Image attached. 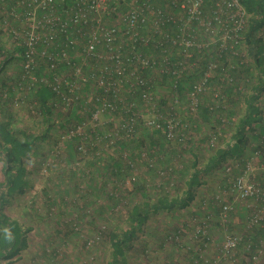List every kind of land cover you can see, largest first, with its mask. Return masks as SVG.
Segmentation results:
<instances>
[{
    "label": "built area",
    "instance_id": "built-area-1",
    "mask_svg": "<svg viewBox=\"0 0 264 264\" xmlns=\"http://www.w3.org/2000/svg\"><path fill=\"white\" fill-rule=\"evenodd\" d=\"M253 15L242 0H0V36L20 59L7 73L0 105L14 116L23 110L34 133L48 135L44 172L91 171L118 155L129 170L126 185L153 171L146 186L171 190L174 165L161 164L164 152L140 135L165 128L169 141L186 145L204 106L213 122L207 144L224 145L227 125L241 117L230 112L226 92L250 93L264 78V62L257 64L264 49L247 38ZM259 34L264 48V22ZM44 88L51 95L42 105ZM255 102L264 110V89ZM247 134L243 156L218 165L227 183L203 200L205 209L217 205L224 231L218 254L200 264H264V118ZM238 210L245 211L242 229L229 230ZM195 234L206 244L208 221L201 219Z\"/></svg>",
    "mask_w": 264,
    "mask_h": 264
},
{
    "label": "rangeland",
    "instance_id": "rangeland-1",
    "mask_svg": "<svg viewBox=\"0 0 264 264\" xmlns=\"http://www.w3.org/2000/svg\"><path fill=\"white\" fill-rule=\"evenodd\" d=\"M0 40L3 47L0 63L8 56L0 69V81L7 84V73L19 67L20 59L11 50V44L2 39V36ZM244 105V102L238 100V115L242 114ZM1 117L4 114L0 107ZM14 118L16 127L28 129L31 133L36 131L31 124V117L23 110ZM161 141V150L166 154L162 164L174 165L172 195L182 194L185 181L193 168L189 169L188 160L182 159L181 163L177 159L176 162L175 157L180 158L174 154L177 151L176 145L165 142L163 137ZM196 151L199 165H202L210 153L200 146H197ZM46 152L47 157H50L47 140L37 139L36 153L24 158L30 185L23 193L12 195L4 206L7 214L18 218L22 223L28 244L12 258L2 259L3 264H109L112 259V231L116 228L119 232L123 230L127 223L126 214L135 203L142 202L143 195L132 191V201L127 204L126 212L121 215L113 213L110 209L114 205L113 195L107 192L103 178L96 172L88 177L89 172L73 173L56 166L47 172L42 171V168L35 169L34 161L39 160ZM2 166L3 162L0 160V180L3 178ZM180 172L183 174L180 175ZM206 177L209 182L195 189L194 197L187 206L176 208L173 213L161 209L148 216L143 229L126 249L125 264H174L175 261L177 264H200L202 259H212L210 257L218 254L224 228L219 221L217 205L210 204L209 210L205 209L203 200L219 186L217 180H212L216 177ZM179 181L184 182V188L179 185ZM101 184L104 189H100ZM244 218V210L231 213L229 230H241ZM201 219L209 223L210 239L206 244L195 234ZM158 229L162 231L160 236L155 232Z\"/></svg>",
    "mask_w": 264,
    "mask_h": 264
},
{
    "label": "trees",
    "instance_id": "trees-1",
    "mask_svg": "<svg viewBox=\"0 0 264 264\" xmlns=\"http://www.w3.org/2000/svg\"><path fill=\"white\" fill-rule=\"evenodd\" d=\"M242 2L246 5L247 9L254 14L247 34L248 41L254 42V46L259 45V52L263 51L264 48L261 43L259 27L264 22V2L262 0H242ZM1 44L0 40V53L3 52ZM7 59L4 58V60H2L0 69L5 65ZM263 62V57L257 59L258 65H262ZM249 70L250 66L244 69V73L247 71L249 73ZM187 83L188 79H185L178 87L177 92L182 98L187 94ZM162 84L166 87V90L170 92L169 83L162 81ZM3 86L5 87L6 84L5 81L1 80L0 88L2 89ZM263 89L264 78L262 79V83L256 86L255 90L250 93H243L242 91L235 92L232 90L226 92L227 101L231 106V113L237 111L236 106L238 100L245 103V108L244 110L242 109L241 117L237 121L233 119L234 122L227 125L226 130H224L223 139L225 143L223 146L211 147L207 144V141L210 139L207 131L209 130L208 128L212 126L213 122L208 119L209 111L204 106L200 108L198 122L193 124L190 128L191 138L188 139L186 145H183L178 139L174 142L169 141L165 135V128L153 130L149 135H140L139 140L141 143L148 145L155 144L162 152L164 151L161 150L160 145L162 144L161 137H163L165 142L177 146V151H175L174 154H176L175 156H180V158H178L180 162L182 159L183 161H189V169L192 167L193 171L185 181V188L184 182L179 181V185H183L184 188L182 194L172 195L171 190L166 191L160 187L156 188L154 192L151 191L152 189L146 186L145 181L147 178L151 177L153 171H148L141 176L139 180L133 182L131 185H126L123 180L126 176L130 175L129 170L126 169L128 167L118 155H112L109 160H106L107 163L94 165V169L91 171H79L81 173L89 172L88 177L92 172H96L97 175L103 178L107 192L113 195L112 201L114 205L111 206L110 209L113 210V213L118 215L126 212L127 204L132 201L130 196L132 191L141 192L140 194L143 195L142 202L135 203V205L129 209V213L126 214L127 223H125V227L123 226V230L119 232L116 228L112 231V259L109 264H125L124 256L126 255L128 245L136 238L138 232L143 229L144 223L152 212H159L163 209L166 210L165 212L167 213H173L174 209L187 206L194 197L195 189L199 185L209 182L206 176L216 177L212 180H217L218 186L227 183V179L222 178V173L218 165L226 156H243L249 138L247 134L249 128L252 127L255 122H262L264 118V110L255 102ZM49 95H51L50 91L45 88L38 91V97L42 105H45ZM163 96L164 102L170 99V94L168 92H165ZM0 107L4 114V117L0 118V160L3 162V178L0 180V264H3L2 259L12 258L28 244V237L25 234L22 223L18 218H13L7 214L4 211V206L12 195L23 193L30 185V179L27 178L26 175L28 168L24 158L31 155V153L35 154L37 139L42 138L46 140L48 135H42L40 133L35 134L34 132H29L28 129L25 130L21 127H16L14 125L15 118L12 109L6 105H0ZM183 109H185V107L182 108L181 106L178 108L181 112H183ZM129 145L135 149L137 147V142L130 140ZM197 146H200V148L210 153L209 157L202 165H199V155L196 153ZM74 149V143H71L68 146V158L70 161L73 160ZM187 154L189 157H187ZM47 156L48 152L40 157L39 160L34 161L33 166H35V169L40 170L42 168L43 162L46 160ZM175 156H173V158ZM165 158L161 161V164ZM62 170H71L73 173H78V170L71 168V166L62 167ZM181 174H183V172H180V175ZM89 181L91 182L90 179ZM129 186L133 187L128 188ZM100 189H104V185L101 184ZM123 199H126V203H123ZM120 205L122 206L120 207ZM100 209L102 210L103 208L101 207ZM115 209L120 213H117ZM155 232L160 236L162 231L158 229ZM243 263L252 264L249 258H245ZM174 264H177V261H175Z\"/></svg>",
    "mask_w": 264,
    "mask_h": 264
}]
</instances>
